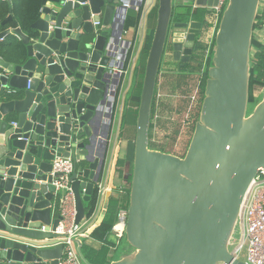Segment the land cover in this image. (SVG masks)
I'll return each instance as SVG.
<instances>
[{
	"label": "water",
	"instance_id": "95a60500",
	"mask_svg": "<svg viewBox=\"0 0 264 264\" xmlns=\"http://www.w3.org/2000/svg\"><path fill=\"white\" fill-rule=\"evenodd\" d=\"M217 3L196 0L208 11ZM128 4L141 0H48L33 24L34 36L20 27L0 33V39L14 33L27 46L18 61L0 57V264H59L63 257L60 234L54 233L62 219V191L54 185L61 174L52 173L58 156L75 161L69 178L75 223L86 218L85 202L104 172L128 53L115 64ZM260 4L228 0L199 119L185 155L178 156L150 148L157 77L169 38L174 60L185 65L204 23L173 22V0H158L134 142L124 233L129 246L110 264H248L230 246L245 195L264 168V95L252 109L249 101ZM114 66L120 69L116 78ZM110 195L90 233L103 221ZM81 247L80 241L83 262L92 264Z\"/></svg>",
	"mask_w": 264,
	"mask_h": 264
},
{
	"label": "trees",
	"instance_id": "16d2710c",
	"mask_svg": "<svg viewBox=\"0 0 264 264\" xmlns=\"http://www.w3.org/2000/svg\"><path fill=\"white\" fill-rule=\"evenodd\" d=\"M48 0H0V33L7 29H12L20 27L22 31L29 35L34 36L37 32L33 27V24L38 20L41 15L42 8L46 5ZM157 9L158 0L156 6L152 9L149 14V20H152V25L148 27L146 36L143 41L142 48L139 53L136 65L133 70L132 84L127 93L124 108L121 114V124L119 138L128 139L127 151L123 157L118 158L116 171L119 178L121 179V184L115 188V191L119 193V196H111L109 201V206L103 221L89 234L94 240L102 243L100 248H94L87 244H82L81 251L83 255L92 264H110L111 261L116 258V255L111 254L112 249L117 253L119 250V244L115 237H112L113 227L118 221V212L121 208H128L129 197H130V186L132 181V170H133V160H134V145L136 137V126L138 110L141 100V92L143 87V79L145 75L146 60L151 47V43L154 36L156 20H157ZM142 8L138 11H133L129 14L125 22V27H134L135 32L138 30L140 25V19L142 15ZM207 9L203 7H193L185 6L183 8H173V22H186L191 20L206 22ZM12 15L13 18L4 22L8 16ZM263 14L258 15V23L261 20ZM258 23L256 22L255 28H258ZM199 39V38H198ZM196 40V49L194 50L191 61L182 65L180 63L178 67V72H201L200 75V94L197 103V112L195 113V122L193 125V131L195 124L199 119L201 104L204 97L206 81L208 79L209 67L212 65V55L208 60L207 66L203 70V45L199 40ZM252 45L257 48V53L255 54V59L252 58L251 66V76H250V90H249V101L251 105H255L258 102L254 91L257 85L264 86V44L257 39L255 36L252 40ZM168 50L171 51V43H168ZM27 51V46L23 44L21 39L14 33H9L2 39H0V57L4 58L6 61H18L22 59ZM134 42L127 53V57L124 63L122 77L120 80V85L116 92L115 104L113 110V121L117 110L118 98L120 95V89L125 76V72L128 70L130 62L133 58ZM254 57V56H253ZM3 69L0 67V74ZM163 75V76H162ZM172 75V74H171ZM168 72H162V67L157 77V85L155 90V96L152 105L151 114V126H150V148L157 149L165 152L172 153L167 150L166 147L156 144L153 140V133L156 127L155 119L157 118V108L158 99L160 91V79L161 76L167 82L170 80ZM177 81V80H176ZM1 87V83H0ZM171 88L173 91L177 89L176 84H172ZM113 123V122H112ZM192 131V132H193ZM99 200V186H95L91 198L89 201L85 202L86 207V218L90 219L94 215Z\"/></svg>",
	"mask_w": 264,
	"mask_h": 264
},
{
	"label": "built area",
	"instance_id": "2783aa9c",
	"mask_svg": "<svg viewBox=\"0 0 264 264\" xmlns=\"http://www.w3.org/2000/svg\"><path fill=\"white\" fill-rule=\"evenodd\" d=\"M130 1L132 0H129V2ZM227 2L228 0H218L217 5L211 7L210 11L213 12L216 18L212 35L209 39H206L208 35L205 33L203 27L202 34L199 38V41L203 45V70L207 66L210 55H212L219 22ZM128 6L130 7L131 5L128 4ZM259 14L263 15L259 23L257 20V29L264 31V0H261ZM262 35L263 34L259 37L255 34L257 39L264 44V38ZM122 37L119 39V42L122 43V49L118 56V62L123 60L125 54L123 51L130 47L126 46V41ZM74 170L75 161L72 158L58 156L53 161L52 173L61 174L54 179V185L56 186L57 191H62L59 207V213L61 214L62 219L54 230V233L60 234L57 243H61L64 246L63 257L59 260V264H85L78 250L80 242L78 238L87 236V233L82 230V225L84 224L85 219L79 224L75 223L76 209L74 194L69 180ZM102 194L103 192L99 188V195ZM126 218L127 209L121 208L118 212V221L113 227V235L117 238L118 244L124 237ZM45 228L46 226L42 225L40 230L45 231ZM237 228L238 235H236L237 232L235 230L234 236L231 240V246H233L231 252L233 256L241 259V254L246 253V260L244 261L248 264H264V168L257 174L245 195L237 221L236 229Z\"/></svg>",
	"mask_w": 264,
	"mask_h": 264
},
{
	"label": "rangeland",
	"instance_id": "374dc122",
	"mask_svg": "<svg viewBox=\"0 0 264 264\" xmlns=\"http://www.w3.org/2000/svg\"><path fill=\"white\" fill-rule=\"evenodd\" d=\"M254 32L259 37H261V34H263L262 37L264 38V31L258 30L256 28ZM169 41L170 38L168 40V43ZM130 47L128 48V50L130 49ZM168 47L169 46L167 44L166 52L168 50L167 49ZM256 53H257V48H254V46H252L251 63H252V58L255 59ZM133 58H134V51H133ZM133 58L132 61L130 62L128 71L126 72V77L128 76L127 77L128 79L129 77L131 78L130 80L131 84L133 79V74L131 75V71L134 63ZM162 72L164 73L165 71L162 70ZM168 73L169 75L172 74L170 76L171 77L170 80L166 82L162 77L163 75L161 76L160 79L161 85L159 91L157 118L155 119L156 127L153 133L154 136L153 140L156 142V144L166 147V149L171 151L173 154H176L178 156H184L193 135L192 131L195 122L194 115L197 112L196 109L197 103L199 104L198 100L201 97L200 94L201 72L200 74L199 72L196 71L193 73H188V72H179V73L168 72ZM173 83L176 84L177 86V89H175V91H173L171 88V85ZM254 94L259 102L264 95V86L257 85ZM253 106L254 105H251L250 109H252ZM123 108H124V102H123L122 87H121V93L117 103V110H116L117 115H121ZM121 148L125 149V144L121 145ZM236 232H237L236 235H238V228L236 229ZM115 239L117 240V238ZM126 246L129 245L124 236L120 240L119 250L117 251V253L120 254L121 250H123L124 247ZM230 248H233V246H230ZM119 254H116V256L117 255L119 256ZM240 258L242 260H246V253H242Z\"/></svg>",
	"mask_w": 264,
	"mask_h": 264
},
{
	"label": "crops",
	"instance_id": "0c3cea01",
	"mask_svg": "<svg viewBox=\"0 0 264 264\" xmlns=\"http://www.w3.org/2000/svg\"><path fill=\"white\" fill-rule=\"evenodd\" d=\"M132 2V1H130ZM157 0H141V4L138 6L137 4H133L129 7V10L126 15V19L128 18L129 14L132 13L133 11H138L139 8H142V15L140 19V25L138 30L135 32L134 27L130 26L128 28L125 27V33L123 34V39L127 42H134V63L131 71V75L133 74L134 67L136 65L137 59L139 57L140 50L143 45L144 38L146 36L148 27L152 25V20H149V14L152 11V9L156 6ZM174 7L177 8H183L185 6H196V0H173ZM215 16L212 11H207L206 13V22L204 23V30L205 33H207V38L209 39L212 35L214 23H215ZM173 31V29L171 30ZM131 40V41H130ZM122 49V43L119 42L118 44V51L116 53L115 57V64L118 62V56L121 53L120 50ZM136 54V55H135ZM132 61V60H131ZM180 65V62L174 60L172 54L170 51L165 52L163 60L161 62V67L162 70L165 72H170V73H175L178 72V67ZM119 68L117 66H114L111 70L110 73H112L113 77H117L119 74ZM128 71V70H127ZM126 71V72H127ZM126 72L125 76L123 78L122 82V96H123V102L125 103V99L127 96V93L129 91V88L131 86L130 80L126 77ZM179 73V72H178ZM177 73V74H178ZM130 75V76H131ZM122 75L120 76L121 80ZM120 85V82H119ZM118 85V87H119ZM118 89V88H117ZM124 92V94H123ZM121 93V89H120ZM120 96V95H119ZM107 107H104V117L103 120L106 121L107 119ZM122 114V113H121ZM120 124H121V115H117V112L114 117V121L112 123V128H111V133L109 136V143H108V149H107V154H106V160H105V167H104V172L102 173V176L99 181V188L102 190L103 194L99 195V200H98V205L96 208V211L92 218L88 219L85 218V222L82 225V230L87 233V236L80 237L78 238L79 241L82 242V244H87L91 247L94 248H100L102 246V243L99 241L94 240L92 237L89 236L90 234V228L93 227L97 219L99 218L103 208H104V202H105V195L111 190V196H119V193L115 191V188L118 187L121 184V179L118 176V173L116 171L117 168V160L118 158H121L124 156V154L127 151L128 147V139H121L119 138V133H120ZM125 144V149L121 148V145ZM79 166L87 167V163L84 161H80L78 163ZM121 181V182H120ZM113 237V234H112ZM127 248L124 247L121 252L126 251ZM116 251L112 249L111 254H114ZM116 255V253L114 254Z\"/></svg>",
	"mask_w": 264,
	"mask_h": 264
}]
</instances>
